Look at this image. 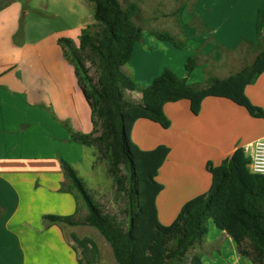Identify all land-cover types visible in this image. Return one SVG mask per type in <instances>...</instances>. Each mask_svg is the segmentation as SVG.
Here are the masks:
<instances>
[{
    "label": "crops",
    "instance_id": "crops-1",
    "mask_svg": "<svg viewBox=\"0 0 264 264\" xmlns=\"http://www.w3.org/2000/svg\"><path fill=\"white\" fill-rule=\"evenodd\" d=\"M45 1L33 9L38 17L28 26L25 22L32 11V6L26 5L28 0H0V264H103L102 249L109 246L97 236L96 230L44 218L76 215L74 195L62 191L66 179L61 160L70 163L80 176L78 167L87 158L85 163L92 181L97 153L94 147L71 139L69 128L83 134L93 131L92 111L78 85L74 65L58 43L60 38H69L78 45L82 31L94 24L95 19L85 21L81 9L85 0H65L63 17L57 10L52 12L47 5L49 0ZM208 1L202 5L201 0H195L193 8L212 17L199 21L198 30L195 26L191 28L193 37L197 34L202 41L208 37L216 45L215 51L201 53L208 62L204 71L198 68L187 76L184 64L187 54L192 52L179 51L171 43L144 33L141 44L135 48L134 57L139 60L133 71L135 75L144 72L140 74L142 85L152 84L167 66L172 70L178 66L176 73L187 76L190 84H202L208 65L207 69L216 72L217 77L226 78L253 62L256 54L250 44L258 40L256 26L260 11L264 13V0ZM51 2L56 5L58 0ZM180 7L168 14L162 12V17L175 19ZM235 16L240 29L228 30L226 23ZM172 27L176 30L173 35L186 38L189 48L188 28L184 31L177 23ZM202 32L204 36L199 35ZM261 42L264 45V31ZM238 49L248 56L245 65L238 66V58L234 56ZM159 51L180 60L174 65L167 61L154 64L153 57ZM227 53L234 58H225ZM150 70L156 72L150 76ZM129 93L132 92L126 93L127 98ZM140 95L134 102H141ZM246 95L264 110V73L246 88ZM164 111L172 120L171 127L175 124L180 132L152 148L138 146L152 150L166 145L171 150L157 178L164 186L157 197L159 219L171 225L187 202L211 188L209 162L218 166L238 148H244L251 156V146L264 139V119L252 117L245 108L228 99L215 97L204 100L198 115L192 113L187 100L168 103ZM147 125L159 129L154 124ZM164 202H180L171 221L162 217L167 218V209L171 207ZM209 231L208 240L199 249L203 253L202 264H230L225 262L226 248L233 256L231 264L248 263L226 232L218 230L213 222Z\"/></svg>",
    "mask_w": 264,
    "mask_h": 264
},
{
    "label": "trees",
    "instance_id": "trees-1",
    "mask_svg": "<svg viewBox=\"0 0 264 264\" xmlns=\"http://www.w3.org/2000/svg\"><path fill=\"white\" fill-rule=\"evenodd\" d=\"M86 1L93 4L95 23L82 31L78 45L69 38H60L58 43L74 65L92 111L93 131H69L72 141L96 149L95 164L105 162L124 208L121 217L106 211L72 165L61 160L66 179L62 191L74 195L76 215H48L45 220L94 228L112 249L117 264H202L199 247L213 222L234 240L242 257L264 264V175L250 170L251 158L244 148L236 149L218 166L209 162V191L187 202L171 225H163L157 197L164 186L157 177L171 150L165 145L143 150L132 140L134 124L141 119L168 129L171 121L165 105L183 100L191 103L194 115L200 113L205 99L215 97L264 119V110L246 95V88L264 73V13L260 11L256 26L258 40L250 44L254 60L237 73L220 78L206 68L205 82L190 84L187 76L200 65L199 58L192 56L185 65L186 77L166 67L152 84L140 87L123 68L144 37L142 0ZM151 34L179 49L185 45L168 31L151 30ZM137 91L141 102L127 99V92ZM82 203L85 216H79Z\"/></svg>",
    "mask_w": 264,
    "mask_h": 264
},
{
    "label": "rangeland",
    "instance_id": "rangeland-1",
    "mask_svg": "<svg viewBox=\"0 0 264 264\" xmlns=\"http://www.w3.org/2000/svg\"><path fill=\"white\" fill-rule=\"evenodd\" d=\"M142 1H143L142 7L144 8V11H143V15H142L143 19H142L141 23L145 28V32H144L145 35L150 36L151 30H158V29L160 31H168L172 35L176 34L175 28L172 27V24L175 26L176 23H177V25H181L182 27H184V29H183L184 31H186L188 28V31L186 33H189L190 35H188L186 37H188L190 39L189 48L187 47L188 43H187L186 38L182 37L181 38L182 40H181L179 38V36L176 37V39L178 41H182L185 43V45L183 46L182 49L177 48L179 51L185 52L188 50L189 52H192L191 54H187V56H186V61L184 64V72L186 73V68H185L186 62H187L188 58H190L192 56H197L199 58V63H200V65H198L192 72H194L195 70L198 71L197 70L198 68H200V69L203 68V71H204V69H205L204 65H205V63L208 64V62H206L207 58L204 59V57H203V55H201V53L205 54V53H207V51H211V52L215 51L216 45L213 41H209V39H207L208 37L205 39V41H202V39L200 37H198L197 34H196V36L193 37L192 36L193 31H191V28H192V26L193 27L195 26V29H197L196 24H198L199 21H204L205 18L212 17V16H207V12H203L202 10H197V11H196V9L194 10L193 7H194L195 0H142ZM84 2H85L84 4H86L85 7H81V9H83L82 14L84 16V19L88 23L93 22L94 21L93 4L87 2L86 0ZM27 3L28 4H26V5L32 6L31 7L32 8L31 9L32 10L31 16L28 17V19L25 22L26 25L28 24V26H29L30 22L32 20L37 19L36 17H38V13H36V11H33V9L38 7V6H41L43 3H46V1L45 0H28ZM204 3H210V1L201 0V4L203 5ZM78 4L79 3H77L76 7L79 10L80 7L78 6ZM47 5L52 12H53V10H57V11L61 12L60 17H63L62 16L63 12L64 13L66 12V11H62V10L67 8V3L65 0H63V1L58 0L56 5H53L51 0H49ZM178 6L179 7L181 6L180 8H182V9H180V10L178 9V12L174 15L176 20L170 16H165V18L162 17V12H165L166 14H168L169 12H171L172 10L177 8ZM90 14L92 16H90ZM77 17H78V15H77ZM156 17H157V19H156ZM220 17L222 18L223 16H220ZM258 18H259V15H258ZM226 24H227L226 26H227L228 30L235 29V31H236V30L240 29L237 26L238 22L236 20V16L233 17L232 20L229 17V20ZM34 32L35 31H33V33ZM40 33H44V32L39 31V34ZM202 33L199 35L204 36L205 32L203 34ZM35 34L38 35V32H35ZM241 37L242 36L240 35L239 38L241 39ZM138 44H141V43L139 42V43H137V45ZM242 48H244V47H242ZM242 48H240V49H242ZM219 51L221 54V50H219ZM134 53H135V50H134ZM134 53H133L132 58L129 61V63L127 65H125V67L123 69L128 75H130L137 82V84L140 87H145L141 83V81H142L141 79L143 78L141 75L144 72H142V73L139 72L141 75L140 74L135 75L133 72L134 69L137 67V65H136L137 60H139L138 57H134ZM227 54H225V58H230V60H232L234 58L232 54L231 55L230 54L227 55ZM234 56H236V58H238V59H236V61H238L240 63V64L237 63L238 66L245 65L244 63L248 61V56L240 54L239 49H238L237 55H234ZM173 60H174V63H172ZM177 60H180L178 58V56L167 55L166 53H164L162 51L156 52L155 57H153V63L154 64L158 63L159 61H167L166 63H168L169 65H174V64L178 63ZM147 67H149V66H147ZM167 67H170V66H167ZM173 67L176 70L180 69L178 66H173ZM208 67H209V65H208ZM171 69H173V68H171ZM175 69H174V71L176 72ZM155 72L156 71L150 70V74H151L150 76H152ZM224 72H226V71H224ZM224 72H222V73H224ZM213 73H216V72H213ZM217 75H219V74H217ZM139 93H140L139 91L135 92L134 93L135 97H133V92L131 94L129 93V95H128L129 98H127V99L132 100V101H136L135 98H137V96H141L140 95L141 93L140 94ZM168 119L171 121V125H172V120L169 117H168ZM147 124H154L159 129L153 130ZM170 127L168 129H166V128H163L160 124L152 122L150 120H146V119L138 120L134 124L133 130H132V132H133V137H132L133 139L132 140L136 145H140V147L152 148L155 145H158L159 143L168 141L167 139L173 138L175 136L176 132L177 133L180 132L179 128L177 126H175V124L173 127H171V128ZM85 162H87V158L85 159L84 162H82V165H80L78 167L80 177H82L84 179L85 185L94 191L96 200H98L106 208V211L110 212L111 214H115L118 217H121L120 214H121V210L124 208V202L119 196H117L113 180L107 175V167H106L105 162H99L97 164H95V162H94V177H93L92 181H91L90 176H88V166L86 167ZM89 179H90V181H89ZM164 203H166V205H170L171 207H170L169 211L167 209V213L165 212L167 214V218H165V215H163L164 213H162V215H163L162 217H163V219H167V221H171V219H173L172 214L175 212L176 206H178V204H180V202H164ZM170 213H171V217L169 215ZM86 214H87V209H86L85 205L82 203V208H81V212H80L79 216H85ZM176 217H177V215H176ZM160 222L162 223L161 220H160ZM167 223H169V222H167ZM163 225H165V224H163ZM167 225H169V224H167ZM83 227H87L90 230H95L92 227H88V226H83ZM209 233H210V231L208 232V236H207L206 240H208ZM97 236H99V238H101V239L103 238L100 234ZM102 240H105V239L103 238ZM108 248H110V246L107 247V250L102 249L103 254H104L103 264H117V262L115 261L114 256H113L112 249L111 248L108 249ZM199 249H200V247H199ZM228 253L229 252H227V248H226L225 249V255L227 257H226L225 262L231 264L232 263L231 259L233 258V256H232V254L229 255ZM247 264H251V261L249 259H248Z\"/></svg>",
    "mask_w": 264,
    "mask_h": 264
},
{
    "label": "built area",
    "instance_id": "built-area-1",
    "mask_svg": "<svg viewBox=\"0 0 264 264\" xmlns=\"http://www.w3.org/2000/svg\"><path fill=\"white\" fill-rule=\"evenodd\" d=\"M251 148L250 170L253 173L264 175V139L257 141Z\"/></svg>",
    "mask_w": 264,
    "mask_h": 264
}]
</instances>
